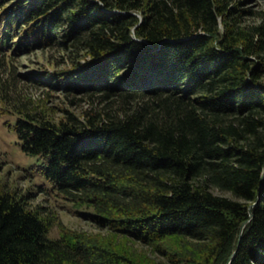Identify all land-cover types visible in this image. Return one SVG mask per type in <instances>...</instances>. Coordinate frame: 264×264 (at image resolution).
Returning <instances> with one entry per match:
<instances>
[{
    "label": "trees",
    "instance_id": "trees-1",
    "mask_svg": "<svg viewBox=\"0 0 264 264\" xmlns=\"http://www.w3.org/2000/svg\"><path fill=\"white\" fill-rule=\"evenodd\" d=\"M241 3L0 0V100L46 192L148 248L50 238L39 207L0 189V264H264V10L243 24ZM54 46L74 54L56 82L98 102L83 116L19 101L37 76L13 60Z\"/></svg>",
    "mask_w": 264,
    "mask_h": 264
},
{
    "label": "rangeland",
    "instance_id": "rangeland-1",
    "mask_svg": "<svg viewBox=\"0 0 264 264\" xmlns=\"http://www.w3.org/2000/svg\"><path fill=\"white\" fill-rule=\"evenodd\" d=\"M239 1H242L239 6L255 11L253 15L247 14L241 17L243 24L257 23L258 14L264 10V0H229L231 6ZM73 55L54 46L35 49L16 57L13 64L11 63V68H14L16 74L32 73L37 76V80L33 82L27 80L23 82L25 85L20 92L19 101H29L30 106H34L54 120L65 118L66 111L83 116L85 110L97 106L98 102L94 97L78 92L66 94L63 86L65 84L56 82L60 71L74 60L71 58ZM48 74H55L56 79L49 80ZM18 118V114L5 107L0 100V189L9 191L17 197H24L32 207H39L48 221L50 238L67 235L95 242L111 241L117 246L137 251L148 250L147 247L125 238L109 227H99L92 222L83 214L94 212V208L88 203L73 202L62 194L46 192L51 188V184L40 169L42 158L27 154L21 147L16 131L12 128ZM213 190L222 195H231L228 191L217 188Z\"/></svg>",
    "mask_w": 264,
    "mask_h": 264
},
{
    "label": "water",
    "instance_id": "water-1",
    "mask_svg": "<svg viewBox=\"0 0 264 264\" xmlns=\"http://www.w3.org/2000/svg\"><path fill=\"white\" fill-rule=\"evenodd\" d=\"M247 222H248V221L243 222V224H242V226H241V231L243 230V228H244V226L246 225ZM235 253H236V251H235L233 254L230 255V257L228 258L227 264H231V261H232V259L234 258Z\"/></svg>",
    "mask_w": 264,
    "mask_h": 264
}]
</instances>
